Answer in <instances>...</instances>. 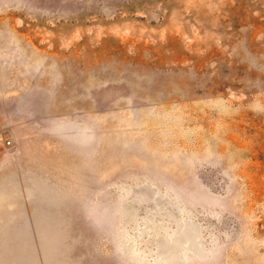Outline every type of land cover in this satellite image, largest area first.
I'll list each match as a JSON object with an SVG mask.
<instances>
[{"label": "rangeland", "instance_id": "1", "mask_svg": "<svg viewBox=\"0 0 264 264\" xmlns=\"http://www.w3.org/2000/svg\"><path fill=\"white\" fill-rule=\"evenodd\" d=\"M0 264H264V0H0Z\"/></svg>", "mask_w": 264, "mask_h": 264}]
</instances>
